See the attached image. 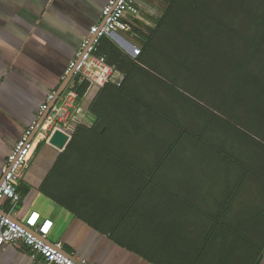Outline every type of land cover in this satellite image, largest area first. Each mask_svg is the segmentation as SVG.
I'll return each instance as SVG.
<instances>
[{
  "label": "crops",
  "instance_id": "crops-1",
  "mask_svg": "<svg viewBox=\"0 0 264 264\" xmlns=\"http://www.w3.org/2000/svg\"><path fill=\"white\" fill-rule=\"evenodd\" d=\"M107 1L0 0V181L14 144L39 121L48 95L60 89L81 43L102 20ZM138 4L141 15L133 20L134 34L124 33L126 42H120L125 48H140L141 40L157 28L168 9L166 0H138ZM107 89L90 87L79 100L80 124L92 127L97 118L90 109L101 94L96 112L103 115L104 125L112 126L111 138H105L107 153L98 161L90 147L80 144L69 151L70 139L65 149L58 150L40 135L20 186L16 218L38 211L52 220L48 240L85 264H264V249H259L264 242V220L252 227L246 217L234 216L239 197L227 214L231 232L215 228L204 214L222 210L228 200L227 181L220 190L212 184L204 192V171L193 175L185 168L188 172L182 181L186 186L180 189L172 180L160 181L152 173L155 168L148 167L145 177L143 167L152 164L151 160L142 167V161L125 155L123 145L140 152L142 140L134 141L135 131L126 135L127 119H131L119 111L115 114L116 92ZM109 152L119 160L107 159ZM153 186L164 188L158 198L172 204L169 220L163 224L155 212L152 216L134 213L133 209H143L138 203L129 207L139 189ZM245 219L244 224L237 223ZM0 264L45 263L40 258L33 260L28 248L18 244L0 249Z\"/></svg>",
  "mask_w": 264,
  "mask_h": 264
},
{
  "label": "rangeland",
  "instance_id": "rangeland-1",
  "mask_svg": "<svg viewBox=\"0 0 264 264\" xmlns=\"http://www.w3.org/2000/svg\"><path fill=\"white\" fill-rule=\"evenodd\" d=\"M248 6L255 7V0H250ZM181 21L185 24L178 28L165 27L156 41L163 51L152 55V64L147 68L156 78L139 74L130 83L145 106L159 110L167 118L146 109L138 113L134 108L127 109L126 116L131 120L127 121L125 133L131 136V131H135L138 137L134 141H142L140 152L136 148L128 150L125 145L122 150L137 163L147 164L153 159L154 166L148 164L153 167L166 160L163 171L156 175L160 181L172 180L183 189L186 184L182 177L188 172L184 169H191L193 175L202 169L203 191H209L212 184L220 190L225 181H237L242 173L228 167L216 149L228 152L247 167L259 166L260 171L264 170V154L254 145L255 140L264 142V98L260 99L262 95L256 94L248 84L247 72L245 75L239 72L238 67L247 63L246 52L243 53L239 42L224 35L222 30L216 35L212 28L200 25L199 19ZM239 23L236 20L230 24L236 28ZM137 34L146 35L144 31ZM183 134L174 151L168 153ZM108 137L111 138L110 133ZM166 155L170 156L165 158ZM254 182L250 179L245 183L238 196L240 205H235L234 212V216L246 217L252 227L257 217L263 216L260 211L264 209V190ZM153 187L142 189L136 201L143 214L152 216L151 212H155L163 224L169 220L172 204L158 198L164 194V188ZM118 193L122 195L123 191ZM123 198H120L122 204ZM246 219L237 223L244 224Z\"/></svg>",
  "mask_w": 264,
  "mask_h": 264
},
{
  "label": "trees",
  "instance_id": "trees-1",
  "mask_svg": "<svg viewBox=\"0 0 264 264\" xmlns=\"http://www.w3.org/2000/svg\"><path fill=\"white\" fill-rule=\"evenodd\" d=\"M166 1L168 3V9L164 13L163 18L159 21L157 28L152 30L148 38L141 40V55L136 59L127 55L116 43L112 42L109 37H103L100 40L98 46V54L106 56L108 62L119 72L125 75V80L122 86L118 87L113 84L105 85L108 88L107 90L111 89V92H116L115 100L118 106L115 109V114L119 111V115L121 114V116L128 117L126 116V112H128L127 109L132 110L134 108L136 113H138L140 108L142 107L141 109H146L144 111H152L159 117H165V119L167 118V115H165L164 113H159V110L157 111L147 104V106H145L143 101L138 99L133 89L130 88V83L139 74L147 78H156L147 70V68H150L149 64H152V55L163 51L161 47L158 46L156 41L159 40L160 33L165 29V27L169 25H171L170 28H178L181 25L183 26L185 22L181 21V19H184V21H197L199 19L202 22H198L201 23L200 25H203V27L207 26L212 28L216 35L218 34L219 30H222L224 35H227L228 37H231V39L239 42V44L242 45L243 53L246 52L247 59V63L245 65L241 64L238 67L239 72L243 75H245V73L247 72L246 76H248V84L252 87L256 94L262 95L259 96L260 99H262V97L264 98V0H255V7L248 6L250 0ZM188 14L190 15L189 18ZM196 14H198V16ZM236 20H238L240 23L237 25L238 27L234 28L230 23H234V21ZM89 88V83H83L76 86V91L79 93L80 99L85 96ZM99 98H101V94H99L98 98L94 101V104L90 109L97 118L96 123L92 127H87L79 124L74 134L72 135V141L67 148V150L70 151L73 149H78L81 146L80 144H83L82 146L84 148L90 147L93 150L95 159H97L98 161H100V159L98 158H101L102 153H107V148L105 145H107L109 142L105 140V137L107 138L109 129H112L110 128L112 127L111 125L103 124V115L97 114L98 112H96V108L100 105ZM118 99H121L122 102H117ZM126 99L131 100L125 102ZM126 104L128 105L126 106ZM133 105H137V107H134ZM127 121L130 122L129 119H127ZM124 127H126V125ZM184 136L185 134L180 136V138L175 141L174 145L168 149V153L174 151L176 145ZM254 145L255 147H257L258 151L264 154V142L255 140ZM215 151L224 160L228 167L234 168L235 170L238 169L242 173V176L237 181H227L228 186L227 189H225V195L228 200L224 202L222 210L220 209L216 214L209 212H206L204 214L210 221L214 222L215 228H225L228 232H231L232 228L227 223V214L232 206L231 204L234 203L236 198H238L240 191L244 187L245 183L250 179L253 180V183H255L254 181L259 183L264 190V170L260 171L259 166L247 167L246 165L241 163L239 159H236L235 157L233 158L232 155H230L228 152H225L224 150L216 149ZM167 155L165 156V158L170 156ZM107 156H109L107 157V159L111 160H117L118 158H120L119 156L115 158L112 152H109ZM151 162V165H153V159L151 160ZM165 163L166 160L164 163H157V167H153L154 165H148L146 167L144 166V164H142V167L144 166V176L146 177V172H149L146 171L148 167H152V169L155 168L156 170L152 173L154 175H158L159 172L163 171ZM142 189H144L145 191V187ZM139 191L141 190L139 189ZM137 195H134V198L132 202H130L129 207L135 208L134 204H137L136 199L139 200L136 197ZM176 198L178 197L176 196ZM133 212H136L137 215H145L139 208L133 209ZM260 212H262L263 216L257 217L256 221H260V223H262V221L264 220V209ZM212 238L214 237H208V240ZM261 245L263 246L259 247L260 250L264 249L263 240Z\"/></svg>",
  "mask_w": 264,
  "mask_h": 264
},
{
  "label": "built area",
  "instance_id": "built-area-1",
  "mask_svg": "<svg viewBox=\"0 0 264 264\" xmlns=\"http://www.w3.org/2000/svg\"><path fill=\"white\" fill-rule=\"evenodd\" d=\"M140 15L138 0L107 1L102 20L91 28L89 36L81 43L75 60L63 76L65 81L74 72L68 88L56 102L57 91L48 95L39 120L46 113L48 116L39 132L33 137L37 126L35 122L14 144L0 181V249L23 244L33 260L40 258L45 264H85L78 263L67 255L59 244L47 241L54 226L52 220L44 219L38 211H31L21 220L16 218L21 202L20 186L31 167L37 138L43 135V141L49 144L54 133L59 130L71 139L81 123L79 117L83 111L79 105L80 96L76 86L83 83H89L90 87L108 84L122 86L125 75L112 66L106 56L98 54V46L103 37H109L114 42H126L124 33L133 34V20ZM140 55L141 49L135 46L132 58L136 59ZM7 204L8 210H5Z\"/></svg>",
  "mask_w": 264,
  "mask_h": 264
},
{
  "label": "water",
  "instance_id": "water-1",
  "mask_svg": "<svg viewBox=\"0 0 264 264\" xmlns=\"http://www.w3.org/2000/svg\"><path fill=\"white\" fill-rule=\"evenodd\" d=\"M117 45L125 50V52L128 54V55H132L134 56L135 55V46L131 45V48H125V44L123 43H120V42H116ZM73 77H74V72L72 74H70V76L65 80L63 81V84L61 85L60 89L57 91V95H56V99H55V102L59 99V97L65 92V90L68 88L70 82L73 80ZM48 116V113H46L38 122H37V126H36V130L34 132V135L33 137L39 132L45 118ZM70 141V137L66 134H64L63 132L57 130L54 135L52 136V138L50 139V142L49 144L53 147H55L56 149L58 150H63L65 149V147L67 146V144L69 143ZM47 241L50 243V241L47 239ZM67 255L70 256V254L66 251H64ZM73 257V259H75V261H77L78 263H81L77 258H75L74 256H71Z\"/></svg>",
  "mask_w": 264,
  "mask_h": 264
}]
</instances>
